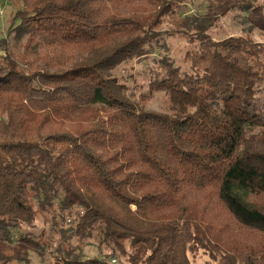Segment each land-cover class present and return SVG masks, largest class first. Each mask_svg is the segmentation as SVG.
<instances>
[{
  "label": "trees",
  "instance_id": "1",
  "mask_svg": "<svg viewBox=\"0 0 264 264\" xmlns=\"http://www.w3.org/2000/svg\"><path fill=\"white\" fill-rule=\"evenodd\" d=\"M183 2L9 0L0 264H264V0Z\"/></svg>",
  "mask_w": 264,
  "mask_h": 264
},
{
  "label": "rangeland",
  "instance_id": "2",
  "mask_svg": "<svg viewBox=\"0 0 264 264\" xmlns=\"http://www.w3.org/2000/svg\"><path fill=\"white\" fill-rule=\"evenodd\" d=\"M223 1L225 0H184L180 9L194 18L202 20V25L205 26L218 18V22H215L214 28L210 33L216 41H220L226 37L239 35L241 33V27L238 23L239 20L235 19L236 13H231L227 17H221L219 12L225 7ZM10 6L9 0H0V38L5 36L6 22L13 13V8ZM259 17H261L262 20L255 25V36L258 40L264 41V15ZM248 20L251 24L254 22V17L248 16ZM169 44L171 47V56L174 59L176 66L181 67L182 69L186 68L187 66L183 64V57L190 49L189 45L186 44L183 39L181 40L179 38L171 39ZM10 47L15 51H22V44L17 43L14 40H10ZM147 64V61L136 62L134 66L137 70L143 69L146 71ZM161 102L162 101L159 98L152 103L150 108L159 111L161 109ZM13 245L17 250L24 253L25 249H21L17 244ZM28 255L31 259V264H39V259L35 253L29 250Z\"/></svg>",
  "mask_w": 264,
  "mask_h": 264
}]
</instances>
